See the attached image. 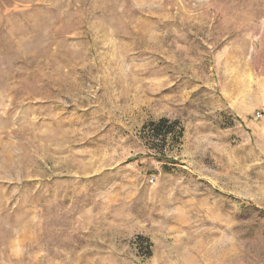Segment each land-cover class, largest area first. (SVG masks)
Listing matches in <instances>:
<instances>
[{
	"label": "rangeland",
	"instance_id": "rangeland-1",
	"mask_svg": "<svg viewBox=\"0 0 264 264\" xmlns=\"http://www.w3.org/2000/svg\"><path fill=\"white\" fill-rule=\"evenodd\" d=\"M0 264H264V0H0Z\"/></svg>",
	"mask_w": 264,
	"mask_h": 264
},
{
	"label": "trees",
	"instance_id": "trees-1",
	"mask_svg": "<svg viewBox=\"0 0 264 264\" xmlns=\"http://www.w3.org/2000/svg\"><path fill=\"white\" fill-rule=\"evenodd\" d=\"M166 124H168V120L167 119H161L159 122L157 123H152L151 126V131L153 132V136L156 139H162L163 143H165L166 139L169 136H172L174 134V125L172 124L170 127H167ZM157 141V140H155Z\"/></svg>",
	"mask_w": 264,
	"mask_h": 264
}]
</instances>
